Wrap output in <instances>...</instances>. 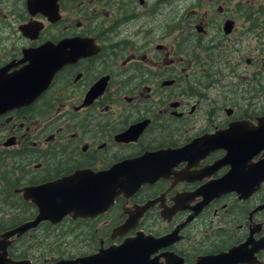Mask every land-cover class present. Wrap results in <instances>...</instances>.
Listing matches in <instances>:
<instances>
[{
	"label": "flooded vegetation",
	"instance_id": "obj_1",
	"mask_svg": "<svg viewBox=\"0 0 264 264\" xmlns=\"http://www.w3.org/2000/svg\"><path fill=\"white\" fill-rule=\"evenodd\" d=\"M249 1L206 0L188 21L182 0H0V236L35 216L44 184L111 197L90 218L10 237L6 259L33 264L44 226L56 255L44 264L126 239L142 246L136 264H264V180L252 178L264 149L248 143L264 109L246 96L264 68L243 47L264 50ZM123 176L147 180L127 195Z\"/></svg>",
	"mask_w": 264,
	"mask_h": 264
},
{
	"label": "water",
	"instance_id": "obj_2",
	"mask_svg": "<svg viewBox=\"0 0 264 264\" xmlns=\"http://www.w3.org/2000/svg\"><path fill=\"white\" fill-rule=\"evenodd\" d=\"M229 29V22L224 23L223 32L227 33ZM48 76L44 80V84L48 81ZM255 121L256 126L254 129L256 132L250 136V141H248L250 155L264 149V116L256 118ZM226 132L227 131H224V133ZM256 173L257 175L254 174L252 178L255 179V185L257 187L258 183L264 180V159L257 164ZM132 179L133 176L122 177L121 189L123 194L129 195L132 193L140 183L146 182L147 177L145 179L139 177L138 180H135V182H133ZM71 180V178H66L58 182L44 184L33 189V192H41L44 196V200L42 204H37L35 200H32V205L36 209L35 216L31 220L14 227L0 236V264H31L30 261L26 259L11 261L5 258V248L9 245L8 239L10 237L14 236L15 238H18L23 234L36 229L41 223H47L53 226L60 223L64 217H69L70 219L77 217L85 219L92 217L95 213L97 214L105 211L109 205L108 203L111 201V197L106 200L102 199L99 202L93 203L89 201L90 199L88 198V193L83 190L77 192H51L57 184L63 188L68 184H71ZM26 191L29 192L32 191V189H27ZM51 194L52 199H47V196H50ZM110 195H112V193L108 194V196ZM129 226L130 224L125 222L123 225L114 229L112 231V235H122ZM139 238L142 237L139 236ZM136 242V239H126L120 245L116 247H109L108 249L92 256L76 258L74 260H59L50 264H136L135 260L142 256V246L136 245ZM234 252L236 251H230L228 254L231 256ZM226 257L227 254L219 257L202 258L196 264H216L218 260L220 261Z\"/></svg>",
	"mask_w": 264,
	"mask_h": 264
},
{
	"label": "rangeland",
	"instance_id": "obj_3",
	"mask_svg": "<svg viewBox=\"0 0 264 264\" xmlns=\"http://www.w3.org/2000/svg\"><path fill=\"white\" fill-rule=\"evenodd\" d=\"M182 0L181 3V12L185 13L187 16V20H192L194 18H199L203 15V12L206 9V0ZM242 2V1H239ZM250 5L252 8H257L259 5L263 6L264 5V0H250L249 1ZM228 7V5L226 4V8ZM195 12V13H193ZM213 13L215 14V10L213 11ZM211 15L207 16L206 19H210ZM263 19L260 18L259 21H261ZM249 40V45H245L243 47V51L246 55H248V57L251 55V58H256L258 60V64L256 69L257 70H261L264 68V51L262 53H260L258 50L259 47H262V45L256 44L257 47L255 48V43L254 40H251V38L248 39ZM249 47V54L248 53V48ZM263 49H264V45H263ZM244 66L245 64L243 62L239 63V69L241 71L244 70ZM224 71V70H223ZM262 77L264 76V70L262 71ZM229 82H236L235 78H230ZM249 82H246L244 84V86H246ZM243 86V82L241 83ZM249 88L247 89V94L246 96H249L250 101H255V100H260L261 104H262V109H264V79H262V82L260 84L259 87H257V83L256 82H250V84L248 85ZM241 92L239 90H237L236 92H234V95L236 97H240L241 96ZM255 103V102H254ZM261 104H259V108L261 109ZM54 231L48 227H44L42 226V230L40 231V242L41 244V248L39 249L38 253H28L34 256H29L31 258V260L33 261V264H44L43 262H50L52 259L55 258V254L54 252H52L53 248V236Z\"/></svg>",
	"mask_w": 264,
	"mask_h": 264
},
{
	"label": "trees",
	"instance_id": "obj_4",
	"mask_svg": "<svg viewBox=\"0 0 264 264\" xmlns=\"http://www.w3.org/2000/svg\"><path fill=\"white\" fill-rule=\"evenodd\" d=\"M250 8L252 10L251 23L252 25L257 24V28L254 33L257 35L258 39L263 40V45H264V5L263 6L259 5L257 8H252L250 6ZM262 17L263 19L259 21V19ZM259 50H262V49H259Z\"/></svg>",
	"mask_w": 264,
	"mask_h": 264
}]
</instances>
